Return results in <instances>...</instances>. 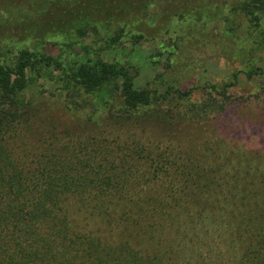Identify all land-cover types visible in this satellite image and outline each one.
I'll return each instance as SVG.
<instances>
[{
	"label": "trees",
	"instance_id": "1",
	"mask_svg": "<svg viewBox=\"0 0 264 264\" xmlns=\"http://www.w3.org/2000/svg\"><path fill=\"white\" fill-rule=\"evenodd\" d=\"M130 2L0 0V39L73 33L51 42L57 54L0 52V264H264V122L226 108L235 75L191 104L200 88H138L131 65L92 55L81 40L109 48L95 24L120 20ZM239 10L264 25V0ZM73 45L82 54H66ZM263 76L252 65L245 78ZM43 83L98 97L107 114L29 146L20 96Z\"/></svg>",
	"mask_w": 264,
	"mask_h": 264
},
{
	"label": "rangeland",
	"instance_id": "2",
	"mask_svg": "<svg viewBox=\"0 0 264 264\" xmlns=\"http://www.w3.org/2000/svg\"><path fill=\"white\" fill-rule=\"evenodd\" d=\"M243 1L145 0L141 4L140 0H132L123 8L124 13L118 14L120 20L107 25L95 24L110 43L109 48L104 49L101 41L93 42L91 36L84 37L81 42L91 48L92 55L99 54L106 61L131 65L138 88H200L191 96L188 102L191 104L207 98V86L220 88L232 82L231 76L235 75L236 87L227 89L226 108L238 110L250 120L264 122V76L245 78L252 65L264 70V51L255 45L261 41L255 29L264 31V25L251 26L243 10H239ZM41 31L45 33L39 39L34 35L24 37L21 29L10 37H1L0 52L5 53L7 60L15 50L22 48L48 51L53 55L57 54L58 45L51 42L62 47L73 38L70 27L66 33L53 32L51 27H42ZM63 49L66 54L70 50L82 54L74 45ZM57 88L47 83L29 86L20 96L31 108L27 113L31 125L26 132L29 146L40 132L44 136H60L65 131L74 132L91 113L96 117L107 114L98 97H85L82 93L78 98L68 97L65 91H57ZM112 100L111 106L117 110L120 99L114 97Z\"/></svg>",
	"mask_w": 264,
	"mask_h": 264
}]
</instances>
